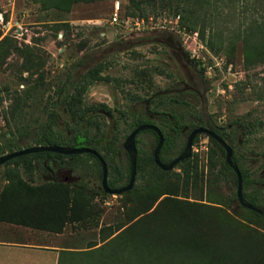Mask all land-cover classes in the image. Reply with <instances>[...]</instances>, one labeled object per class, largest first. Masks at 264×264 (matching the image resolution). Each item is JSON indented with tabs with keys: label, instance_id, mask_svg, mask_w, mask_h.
Here are the masks:
<instances>
[{
	"label": "rangeland",
	"instance_id": "obj_1",
	"mask_svg": "<svg viewBox=\"0 0 264 264\" xmlns=\"http://www.w3.org/2000/svg\"><path fill=\"white\" fill-rule=\"evenodd\" d=\"M115 3L118 21L113 24ZM245 5L243 14L238 6L220 11L217 34L202 40L196 27L184 28L180 14H139L129 10L128 0H0V142L14 129L7 113L21 90L31 93L24 108L27 120L40 125L60 93L74 95L72 86L84 72L108 65L102 75L126 97L155 94L154 109L180 121L183 128L168 158L180 153L195 121L188 117L191 103L220 127L232 120L242 125L259 121L247 136L235 126L232 131L235 154L254 189L264 194L259 182L264 178V12L253 11L260 2L254 6L246 0ZM136 20L143 22L139 30L133 26ZM253 21L258 23L256 40L249 36ZM165 32L178 38L181 60L194 51L190 59L204 64L197 93L186 81L200 71L197 63L196 70L186 68L176 51L157 43ZM118 89L95 82L85 90L83 103L125 108L129 117H148L165 130L163 120L147 114L145 103L125 104ZM66 107L56 108V129L65 135ZM103 120L109 140L114 122ZM120 125L122 143L128 131ZM137 139L140 168L133 188L120 195L103 193L98 174L81 167L61 170L52 163L49 171L38 163L34 181L28 182L18 166L4 163L0 221L35 231L41 238L35 243L59 252L58 264H264V219L238 203L233 177L205 135L191 147L196 176L183 180L170 173L147 186L153 136L141 133ZM116 159L125 171V152Z\"/></svg>",
	"mask_w": 264,
	"mask_h": 264
},
{
	"label": "trees",
	"instance_id": "obj_2",
	"mask_svg": "<svg viewBox=\"0 0 264 264\" xmlns=\"http://www.w3.org/2000/svg\"><path fill=\"white\" fill-rule=\"evenodd\" d=\"M245 1L246 0H128V7L129 10L136 11L139 14L154 12V10H158V12H173L180 14L181 24H183L184 28L196 27L200 34V38L203 40L205 35H207L208 39H211V37L213 38L214 34H217L218 30L216 24L214 23L215 17L220 11H222L224 8L228 9L230 7L234 8V6H238L240 13L243 14V11H245L246 8ZM253 1L254 6L259 2L261 5L259 8L253 7V11L259 12L260 9L261 12H264V3H262L263 0ZM131 11H128V14H132L133 12ZM257 24L258 23L256 21H253L251 23V29L249 32V36H251L254 40H256V36L259 33V30L256 29ZM157 43L164 45L173 51L183 52L178 38L176 35L171 33H162ZM184 56L187 57L185 54ZM189 61L194 67L197 63V66L200 70V75L204 77V64L198 59H189ZM107 67L108 65L103 66L97 64L84 72L72 86V90L75 94L71 95L66 93L65 95H61L60 93V95L50 103L51 105L47 107L45 111L46 121L40 125L31 124V121L29 119L27 120L26 111L24 108L28 107V101L30 100L31 93L28 91V89L21 90V92L18 93L16 97H14L13 107L7 113L14 129L12 130V127L9 128V137L0 142V156L32 146L57 145L71 148H89L98 153L106 165L107 187L109 189L121 188L125 186L128 181V161L126 157L127 167L125 171H123L116 159L122 150L120 137L124 129L120 128V124H124L126 126L128 134L138 125L151 124L156 126L163 136V142L158 154L159 161L164 164L169 163L174 157L171 159L168 158V155H170L174 149L176 145V138L181 133L183 128L180 125V121H178L170 113L164 115V113L158 112L156 109H154L157 104L153 103V97H155V94H151L150 98H141L139 96H133L130 98L126 97L124 92L120 88L118 89L117 84H115L112 79L106 75H102L103 70ZM167 78H170V75L167 74ZM95 82L112 83L115 88L118 89L122 98L125 100V104L136 102L145 103L147 114L150 116H158L160 120H163L165 123V130L157 126L154 121L148 117H142L138 115L129 117L125 108L110 109L103 104H97L95 108H87L83 103V94L85 90ZM61 103L67 105L66 111L69 116V122H66L64 125L66 135L60 130L56 129L58 118L56 108ZM96 112H98L100 115H97ZM190 115L195 119V122L197 121V124H194L195 122L193 121L190 127L191 130L196 125H201V118L200 114L193 108L190 112ZM104 117H108L114 122V131L109 140H106L105 137L106 124L103 120ZM259 125H261L259 121L254 123L247 121L242 125L240 122L232 120L229 121L225 127H222L221 131H215V133L232 149L231 162L238 169L241 177L243 199L254 207H264V194L260 195L258 191L254 189L253 181L246 174L244 168L242 167L240 158L235 154L234 149L237 146V142L234 140L232 130L235 128L240 130L242 129L243 135L247 136L254 128L259 127ZM233 126H235V128ZM141 133H149L153 136V145L151 151L149 155L146 156V159H148L153 164V168L149 173V177L144 183L145 186L152 182L160 181L165 175H169L170 173L173 174L175 178H180L183 180H189L190 178L197 175L196 164L192 162L191 156L175 165L173 169L179 170L178 172H175L173 169L171 171H161L154 165L152 159V150L157 143V137L151 131L140 132L135 137V146L138 142L137 137ZM198 137L199 135L194 137L192 144L196 142ZM207 140L210 144L218 149L220 155L223 157L222 168L232 175L233 182L235 184L234 174L224 162V151L212 139L207 137ZM136 151L137 172L140 168L139 161L142 157L140 156V152L137 147ZM38 163H42L49 171H53L51 167L52 163L56 164L57 168L61 170H74L78 167H81L84 168L86 172H96L100 178L99 163L97 159L90 154L64 156L55 153L38 152L18 156L7 161L5 165L18 166L21 169L22 174L25 176V180L28 182H33L36 172V165ZM259 182L264 184V178H261ZM55 183L59 182L55 181ZM101 191L103 192L102 189ZM254 214L257 215L256 213Z\"/></svg>",
	"mask_w": 264,
	"mask_h": 264
},
{
	"label": "water",
	"instance_id": "obj_3",
	"mask_svg": "<svg viewBox=\"0 0 264 264\" xmlns=\"http://www.w3.org/2000/svg\"><path fill=\"white\" fill-rule=\"evenodd\" d=\"M143 131H151L157 137V143L152 150V159L153 163L156 167H158L161 171H171L178 162L186 160L191 155V147L192 142L195 136L197 135H205L208 138L215 141L221 149L224 151V162L225 164L231 169L235 177V195L237 198L238 203L256 213L258 216L264 219V207H254L248 204L242 196V189H241V177L239 174L238 169L232 164L231 156H232V149L218 136L216 135L211 129L204 128V127H195L193 128L187 135L184 146L180 153L174 157L169 163L164 164L159 161L158 154L163 142L162 133L159 129L151 124H141L136 126L124 139L122 142V150L125 152L127 161H128V181L125 186L116 189H109L106 184V165L102 158L96 153L94 150L89 148H71V147H62L57 145H45V146H32L29 148L21 149L19 151H14L11 153H6L0 156V166L6 163L7 161L16 158L18 156L38 153V152H48V153H55L59 155H81V154H90L94 156L100 166V186L104 193L110 195H120L123 192L130 190L134 184L135 174H136V157L137 151L135 146V137L138 133Z\"/></svg>",
	"mask_w": 264,
	"mask_h": 264
},
{
	"label": "crops",
	"instance_id": "obj_4",
	"mask_svg": "<svg viewBox=\"0 0 264 264\" xmlns=\"http://www.w3.org/2000/svg\"><path fill=\"white\" fill-rule=\"evenodd\" d=\"M37 239L35 231L0 221V264H58L59 252Z\"/></svg>",
	"mask_w": 264,
	"mask_h": 264
},
{
	"label": "flooded vegetation",
	"instance_id": "obj_5",
	"mask_svg": "<svg viewBox=\"0 0 264 264\" xmlns=\"http://www.w3.org/2000/svg\"><path fill=\"white\" fill-rule=\"evenodd\" d=\"M177 53H178V55H177ZM175 55H177L176 56V58L178 59V60H180V61H182V64H183V66L184 67H186V68H190V67H192V69L194 68L195 69V67L193 66V64L189 61V57L187 58V57H184V60H181V55H180V53L179 52H175ZM191 69V68H190ZM196 70V69H195ZM203 79H204V77L203 76H201L200 75V72L199 71H194V73H192V76H190V77H188L187 79H186V81H187V83H189V84H192V91H194V93H197V91H199L198 89H199V86L201 85V84H203L204 83V81H203ZM196 82V83H195ZM184 84V83H183ZM186 84V83H185ZM199 99L201 100V99H203V95H201L200 97H199ZM182 103H183V100L181 101ZM190 105H192V108L193 109H195L199 114H200V118H201V125H196L195 127H204V128H209V129H211L214 133H215V131H221L222 130V127H220V126H218V125H215L214 123H212L209 119H206V118H204L203 116H202V112L199 110V109H197V107L195 106V104H193V103H191ZM188 117H189V119H192V116L190 115V113L188 114ZM195 122V121H194ZM194 124H197V121L194 123ZM195 127H193V128H195ZM192 128V129H193ZM191 129V130H192ZM190 130V131H191ZM189 131V132H190ZM188 132V133H189ZM216 134V133H215ZM217 135V134H216ZM207 137V136H206Z\"/></svg>",
	"mask_w": 264,
	"mask_h": 264
},
{
	"label": "built area",
	"instance_id": "obj_6",
	"mask_svg": "<svg viewBox=\"0 0 264 264\" xmlns=\"http://www.w3.org/2000/svg\"><path fill=\"white\" fill-rule=\"evenodd\" d=\"M118 9H119L118 4L115 3V5L113 6V12H112V14H111V22H112L113 24H116L117 21H118ZM176 18L179 19V17H176ZM125 23H126V22H125ZM142 24H143L142 21H138V20H136V21H134L133 26H135L136 29L139 30V29H138V28H139V25L141 26ZM161 29L164 30L163 27H161ZM194 43H196V41H195ZM194 56H195V53H194V51H193L192 55H190V58H193Z\"/></svg>",
	"mask_w": 264,
	"mask_h": 264
}]
</instances>
